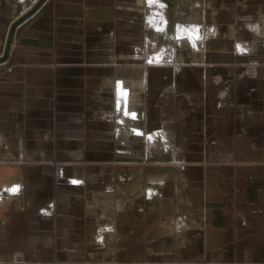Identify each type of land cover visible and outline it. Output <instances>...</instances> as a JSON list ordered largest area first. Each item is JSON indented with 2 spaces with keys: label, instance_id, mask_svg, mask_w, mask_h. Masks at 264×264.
<instances>
[{
  "label": "crops",
  "instance_id": "0c3cea01",
  "mask_svg": "<svg viewBox=\"0 0 264 264\" xmlns=\"http://www.w3.org/2000/svg\"><path fill=\"white\" fill-rule=\"evenodd\" d=\"M0 264H264V0H0Z\"/></svg>",
  "mask_w": 264,
  "mask_h": 264
},
{
  "label": "snow or ice",
  "instance_id": "6c2138e0",
  "mask_svg": "<svg viewBox=\"0 0 264 264\" xmlns=\"http://www.w3.org/2000/svg\"><path fill=\"white\" fill-rule=\"evenodd\" d=\"M150 2H151V0H150ZM8 191H10L12 193L18 192L19 191V186H14L12 189H9Z\"/></svg>",
  "mask_w": 264,
  "mask_h": 264
},
{
  "label": "water",
  "instance_id": "95a60500",
  "mask_svg": "<svg viewBox=\"0 0 264 264\" xmlns=\"http://www.w3.org/2000/svg\"><path fill=\"white\" fill-rule=\"evenodd\" d=\"M13 31H14V29H11V34H10V39L9 40H11V36H12V34H13ZM6 52H8V48L6 49Z\"/></svg>",
  "mask_w": 264,
  "mask_h": 264
}]
</instances>
